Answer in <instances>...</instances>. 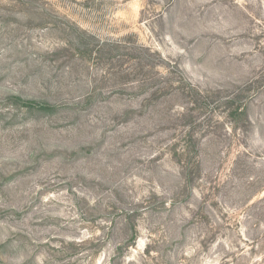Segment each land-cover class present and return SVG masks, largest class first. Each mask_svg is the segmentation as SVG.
I'll return each instance as SVG.
<instances>
[{"label": "rangeland", "instance_id": "374dc122", "mask_svg": "<svg viewBox=\"0 0 264 264\" xmlns=\"http://www.w3.org/2000/svg\"><path fill=\"white\" fill-rule=\"evenodd\" d=\"M72 26L99 60L56 59ZM146 72L198 93L143 105ZM0 264H264V0H0Z\"/></svg>", "mask_w": 264, "mask_h": 264}, {"label": "trees", "instance_id": "16d2710c", "mask_svg": "<svg viewBox=\"0 0 264 264\" xmlns=\"http://www.w3.org/2000/svg\"><path fill=\"white\" fill-rule=\"evenodd\" d=\"M62 31L68 32L71 39L64 43L65 46L57 48L58 50L55 52L57 55L56 59L60 58L62 55L68 62H73L75 58L82 59L85 57L84 54H88L90 57L95 56L92 58L94 61L100 59V54L104 51V46L100 41H88L85 32L81 31L76 26H72L71 30L66 28ZM106 53L109 54V52ZM112 56L113 55L110 57ZM147 75L148 73L146 72L144 79H142V83H139L141 85H139V92L144 97L143 105L153 106L158 109L159 105H163L164 101L171 94H175V96L181 94L183 98L189 97L187 99L192 100L190 97L198 93L197 91L195 93L190 92V90L184 85L177 83L180 82L178 80L167 77V80L161 82L157 81L159 78L156 77V75L155 77ZM159 75L163 78L161 74ZM148 81H151L150 86L147 83ZM121 87L124 88L126 85H121ZM98 90L99 88L96 84L89 85L87 91L82 95L84 98L83 102H95L98 99V96L100 98L102 95L101 93H96ZM14 100L20 102L31 111L46 115H54L60 111V103H52L46 100L39 101L36 99H25L21 96H14ZM241 100L242 95L226 98L225 100V104L231 109V115L235 118L246 116L248 114V106L242 105ZM80 103H82V101H80ZM235 103L238 104L236 107H234ZM192 137V135L186 134L183 139L184 143L180 145L174 144L168 147L169 152L173 153V158L179 165L178 173L181 176L184 185L188 188L192 186L195 178L199 177L202 171L201 159L199 156L200 150L195 143H192Z\"/></svg>", "mask_w": 264, "mask_h": 264}]
</instances>
